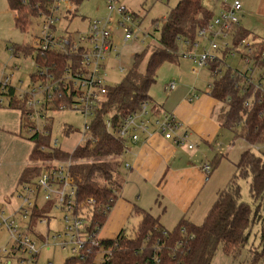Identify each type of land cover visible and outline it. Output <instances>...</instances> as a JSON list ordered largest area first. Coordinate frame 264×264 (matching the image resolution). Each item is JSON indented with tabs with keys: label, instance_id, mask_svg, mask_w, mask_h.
<instances>
[{
	"label": "built area",
	"instance_id": "obj_1",
	"mask_svg": "<svg viewBox=\"0 0 264 264\" xmlns=\"http://www.w3.org/2000/svg\"><path fill=\"white\" fill-rule=\"evenodd\" d=\"M203 1L214 4L212 10L215 15L207 27L198 30L193 43H183L187 51L181 56L195 64L193 73L196 77L200 71L210 72L213 81L208 84V94L226 72H231L236 83H241L242 93L253 87L254 93L245 102V107L252 110L256 93L264 92V53H258L255 47L258 42L252 38L237 39L242 27L243 3L241 0ZM104 3L107 6L106 16L90 21L84 33H69L61 29L62 19L68 12H74L75 4L72 0H53L47 3L37 19L40 29L32 35L31 48L42 55L64 54L66 62L46 66V63L38 61L37 64L33 60L31 67L35 69L37 80L34 83L31 81L27 89L21 85L17 89L11 84L14 72L21 71L20 66H14L12 74L3 69L0 71V95L9 98L10 89L15 88L17 97L26 103L30 120L40 119L46 125L52 121L48 114L50 111L70 109L82 113L84 128L88 133L98 111L107 101L109 90L113 89L108 82V75L114 69L110 67L111 63L120 61L121 45L117 42V33L122 34L123 44L138 41L141 35H145L140 29L142 20L122 0H104ZM230 57L240 59L244 69L228 65L226 59ZM214 64L218 67L212 69ZM118 69L120 73L127 71L122 67ZM177 87L178 83L173 79L166 86V92L170 93ZM60 101L62 103L58 104ZM228 103L230 100L219 104L223 108ZM155 111L153 104L144 102L135 113L125 118L117 130L114 131L111 116L105 119V127L110 134L127 139L132 145L141 143L142 136L149 139L159 133L176 147L189 150L195 148L191 134L175 115L163 113L150 120V116L156 114ZM34 129L31 130L41 133L37 127ZM46 129L43 135L48 136L49 129ZM88 140L95 143L89 136L85 144ZM51 144L53 148L59 149L58 141L51 140ZM72 154L62 160L51 158L43 161L38 167L40 175L32 183H23L18 187L17 200L20 206L14 215L6 217L5 211L0 208V228L9 236L8 248L0 249V264H11L12 260L17 264H37L43 251L56 247L70 251L82 263L93 252L101 255L102 261L109 260L111 250L105 247L100 234L88 230L96 203L88 199V207L83 205L79 208L76 203L78 188L72 170L89 160L73 158ZM128 168L127 163L125 170ZM204 169L208 174L213 171L209 165L204 166ZM53 212H61L63 230L53 232L51 237L49 227ZM38 213L42 215L36 217ZM40 225H46L45 232L39 230Z\"/></svg>",
	"mask_w": 264,
	"mask_h": 264
},
{
	"label": "trees",
	"instance_id": "obj_2",
	"mask_svg": "<svg viewBox=\"0 0 264 264\" xmlns=\"http://www.w3.org/2000/svg\"><path fill=\"white\" fill-rule=\"evenodd\" d=\"M7 1L9 9L15 14L16 26L25 33L30 18H32V27V20L36 21L47 3L53 0ZM72 1L77 8L85 0ZM214 15V10L207 9L203 0H180L178 6L164 19L161 38L149 57L145 71L139 72L144 55H136L134 68L124 78V82L109 90L107 101L98 111L88 132L95 143L88 140L73 154L74 157L89 160L88 163L76 166L72 170L78 188L76 200L78 208L83 205L88 207V199H93L96 203L94 214L90 217L89 231L100 234L121 195L127 178L122 156L129 141L116 137L114 133L110 134L105 127V119L111 116L115 131L126 117L140 108L142 103L153 104L148 93L156 82L158 68L165 62L178 61L184 47L183 43H193L198 30L207 27ZM244 38L257 41L255 47L258 48V53H264V40L258 41L252 33L241 27L237 39ZM12 51L14 57L30 58L32 61L36 60L37 64L38 61L41 64L46 63V66L61 65L66 62L64 54L42 55L32 49L31 44L15 45ZM216 67L218 66L214 64L212 69ZM30 80L34 83L37 74L34 73ZM240 84L232 78L231 72H226L215 82L210 96L221 104L230 100V103L223 106L218 122L223 129L235 132L236 137L239 135L251 145H262L264 92L256 93L254 108L251 110L245 107V102L254 93L253 87L247 88L246 92L242 93ZM9 94V107L21 112L22 121L26 123L24 128L34 129L35 127L29 122L30 114L25 101L17 97L15 88L10 89ZM48 129V136L31 130L32 140L36 141V148L30 156L31 162L59 157L66 159L70 156L69 153L52 147L53 129L51 126ZM71 133H73L71 128L65 130V134ZM216 166L217 164L210 165L211 168ZM235 168L236 171L229 185L218 193L217 201L201 226L182 220L172 232L166 231L161 226L160 218L135 207L133 214L142 217L139 227L134 233L123 232L114 240H102L105 247L111 250V255L108 261L100 260V264H211L220 246H223L227 255L235 257L247 246L251 226L260 218L259 213L256 215L252 213L250 204L242 202L240 181L250 179V196L259 205V209L264 204V156L258 157L250 151L244 152ZM39 172L38 167L24 169L18 185L32 183L40 175ZM41 215L38 213L36 217ZM260 243L262 250L253 253L254 261L264 259V230L260 234ZM100 258L103 257L93 252L89 254L85 263L80 262L78 258H69L66 263L71 264L76 261L79 264H96L95 261Z\"/></svg>",
	"mask_w": 264,
	"mask_h": 264
},
{
	"label": "rangeland",
	"instance_id": "obj_3",
	"mask_svg": "<svg viewBox=\"0 0 264 264\" xmlns=\"http://www.w3.org/2000/svg\"><path fill=\"white\" fill-rule=\"evenodd\" d=\"M179 2L180 0H122V3L142 20L140 29L145 35H141L138 41L123 44L122 34L117 33V42L121 45V55L119 62H112L110 65L111 68H114L108 75V82L112 88L124 82V78L134 68V57L136 55H144L139 72L143 73L145 71L149 57L154 52L153 49L158 45V40L161 38L164 19L167 18L171 10L178 6ZM247 2L248 10L241 17V25L248 32L252 33L258 41L259 39L264 40V0H247ZM203 3L207 9H212L214 5L206 1H203ZM73 11V16L71 12H68L62 19L60 22L61 29L69 33H84L87 32L90 21L106 16L107 6H105L104 0H85L77 8L75 7ZM67 17H70L69 20ZM31 19L27 25L26 32L23 33L15 24V14L9 9L8 1L0 0V71L4 69L8 74H12L14 72L12 70L13 67L20 66L22 69L18 73L14 72L15 74L12 77L11 84L17 87V84L21 80L24 82L22 84L24 89H27L31 85L30 76L34 73L35 69L31 67L32 60L30 58H14L11 49L15 45L30 44L33 41L32 35L36 34L40 28L39 21H35V19L32 20L31 27ZM157 24L158 26H156ZM156 29L158 30L156 31ZM182 49V53L187 51L185 47ZM226 63L234 68L244 69V64L238 58L230 57L226 59ZM119 67L126 68L127 71L120 73ZM195 67L192 61L186 58L183 59L182 56L174 63L169 61L161 64L155 77L156 82L148 93V96L153 101V106L158 105L157 107L159 109L155 115L150 116V120L161 116L160 113L163 114L164 111L170 112L168 107L171 105L172 94H178L193 88H196L198 93L207 91L209 86L207 84L213 81V78L208 70L200 71L199 76L196 77L193 73ZM173 79L177 81L178 87L174 93L170 92V94L166 92V86ZM18 85L20 86L21 83ZM9 102V98L0 95V208L5 211L6 217L14 215L20 206L17 200V190L19 189L18 183L21 177V169L26 164H29L31 168H36L43 164V161L31 162L29 160L36 148V141L32 140L31 129L24 128L26 123L24 120L22 121L21 112L10 108ZM48 114L52 118V121L47 125L42 123L40 119L33 121L29 119V122L34 127H37L41 131V134L44 133V130H47L46 128L51 126L53 129L52 142L58 141L59 149L64 153L74 154L89 138L85 130L86 128H84L85 120L83 114L76 113L70 109L50 111ZM67 128H71L73 133L70 135L65 134ZM223 130L217 143L208 149L211 151L210 154L206 152L205 154L202 153L206 156L204 160L212 166L217 163V160L219 161L208 180V184L210 185L207 189L212 185H217L221 189H225L235 173L234 164L240 161L244 152L250 151L258 157L264 156V143L262 145H251L239 135L236 137L235 132L227 129ZM191 142L195 145L194 150H198L196 142L192 139ZM199 145L202 148L200 143ZM73 154L71 156L77 158ZM57 159L62 160L64 158L59 157ZM240 184L242 202L248 205L250 204L253 209L255 203L250 196V179L241 180ZM262 214L264 213L262 212ZM51 217L53 219L49 229L51 231V237H53V232H61L63 230V219L61 212H53ZM140 223L138 217L131 216L130 222L127 225L128 232L134 233ZM200 223L203 224V222ZM251 228L249 239L250 247L255 246L258 248L260 245L259 232L262 230L261 224L257 222ZM39 230L45 232L46 225H40ZM50 241L51 243L53 242L52 238ZM8 245L9 236L4 229L0 228V249L4 247L8 248ZM69 258L77 257L70 251H64L56 247L43 251L37 264H68L66 262ZM100 260L101 258L97 259L95 263L100 264ZM11 264H17V262L12 260ZM71 264L79 263L75 261Z\"/></svg>",
	"mask_w": 264,
	"mask_h": 264
},
{
	"label": "crops",
	"instance_id": "obj_4",
	"mask_svg": "<svg viewBox=\"0 0 264 264\" xmlns=\"http://www.w3.org/2000/svg\"><path fill=\"white\" fill-rule=\"evenodd\" d=\"M241 2L243 3L241 17H243L248 10V2L247 0ZM19 83L22 86L24 82L20 80ZM171 92L174 93L175 90ZM172 95L171 105L168 107L170 112L163 113L177 117L184 125V129L191 134V139L196 142L198 150L176 147L172 141L165 140L159 133L149 139L142 136V142L137 145L129 143L128 152L122 156L124 164H129V168L125 171L127 178L121 195L100 231L102 240H114L123 232L129 234L127 225L131 216H136L133 214L135 207L160 218L161 226L166 231L172 232L182 220L201 226L200 222L204 223L209 210L217 201L218 193L224 190L217 185L207 189L210 185L208 180L214 171L211 174L206 173L204 166L211 164L204 160L206 156L202 154L205 152L210 154L211 151L208 149L217 143L220 134L224 131L221 123L218 122L223 108L208 94V91L198 93L197 89L193 88ZM157 106L154 107L156 113L159 111ZM30 167L26 164L21 169L20 176L24 169ZM258 206L255 203V207L251 209L254 215L259 213L260 216L257 220L262 228L259 232L260 243V234L264 230V214H262L264 204L261 205L260 210ZM136 217L141 222L142 217ZM249 241L235 257L227 255L223 246H220L211 264H264V259L253 260V253L262 250L261 243L258 248L250 247Z\"/></svg>",
	"mask_w": 264,
	"mask_h": 264
}]
</instances>
